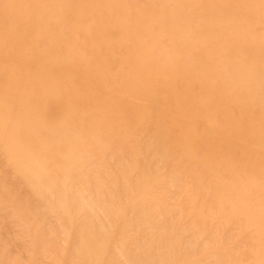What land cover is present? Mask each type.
Instances as JSON below:
<instances>
[{"label":"bare ground","instance_id":"6f19581e","mask_svg":"<svg viewBox=\"0 0 264 264\" xmlns=\"http://www.w3.org/2000/svg\"><path fill=\"white\" fill-rule=\"evenodd\" d=\"M0 264H264V0H0Z\"/></svg>","mask_w":264,"mask_h":264}]
</instances>
